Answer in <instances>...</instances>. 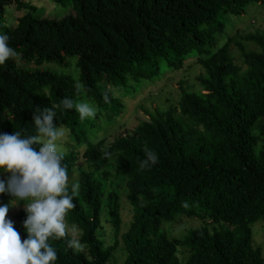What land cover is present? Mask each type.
Wrapping results in <instances>:
<instances>
[{"label":"trees","instance_id":"obj_1","mask_svg":"<svg viewBox=\"0 0 264 264\" xmlns=\"http://www.w3.org/2000/svg\"><path fill=\"white\" fill-rule=\"evenodd\" d=\"M53 1L62 12L0 0V20L9 3L22 11L15 24L0 29L17 53L0 65V132L35 135L33 112L56 105L68 172L77 159L92 166L80 167L76 206L66 216L78 225L82 250L68 246L70 234L50 239L54 264L109 259L114 243L104 244L97 229L105 208L115 236L120 230L119 191L106 185L114 170L125 178L132 212L121 232L122 264H182L179 246L189 251L184 264H264L252 238V224L264 219V32L236 31L221 42L214 36L226 14L264 0ZM70 56L76 57L77 78L67 69ZM189 57L202 66L195 76L200 88L179 83L177 108L156 109L111 138L93 135V125L122 107L128 88ZM78 82L97 109L94 119L81 121L61 106L65 97L86 99L77 94ZM146 148L158 161L141 168ZM7 200L0 195L1 204ZM181 214L204 221L168 236L162 224ZM26 215L24 208L15 213L22 240Z\"/></svg>","mask_w":264,"mask_h":264},{"label":"clouds","instance_id":"obj_2","mask_svg":"<svg viewBox=\"0 0 264 264\" xmlns=\"http://www.w3.org/2000/svg\"><path fill=\"white\" fill-rule=\"evenodd\" d=\"M9 39L6 34L0 35V65L17 56L9 46ZM75 87L77 94L84 91L79 83ZM104 99L108 102L107 95ZM61 106L74 109L81 121L94 119L97 113L96 107L86 99L74 101L65 97ZM55 107L38 106L33 112L35 135L0 132V172L9 174L6 181L0 180V195L7 193L14 197L13 206L23 201L27 213L23 221L27 239L22 240L14 221L8 218L9 204H0V264H54L57 252L48 241L69 236L66 216L76 206L73 201L79 195L80 185L69 184L65 153L60 146L65 130L62 124L59 127L54 124ZM145 157L141 168L158 161L156 154L147 148ZM72 231L75 233V226ZM68 246L82 250L75 235Z\"/></svg>","mask_w":264,"mask_h":264},{"label":"rangeland","instance_id":"obj_3","mask_svg":"<svg viewBox=\"0 0 264 264\" xmlns=\"http://www.w3.org/2000/svg\"><path fill=\"white\" fill-rule=\"evenodd\" d=\"M28 2L36 8L42 7L45 13L56 14L62 12L55 4L62 8L58 3L53 0H28ZM26 9L24 8L23 11ZM22 13L20 10H15L11 3L4 7V16L0 20V29L5 26H11L16 23L17 15ZM223 27L215 32L214 36L220 42L227 34H232L236 31L247 32L258 30L264 32V2H249L244 6L242 12L238 14H226L224 17ZM70 61L67 69L78 77L79 71L74 65L75 56L68 57ZM51 66V64H47ZM52 67V66H51ZM202 71V66L197 62L195 57L186 58L183 65L178 68H166L160 72L158 76L146 78L133 87L128 88L122 95L121 88H112L115 94L121 95L122 107L116 112V114L110 120L100 121L93 125L91 131L94 132V136L107 135L111 138L114 134L124 131L134 126L138 121L146 119L149 114L153 113L156 109H167L170 106L176 107V101L179 95V83L184 87L199 89L200 86L195 79V76ZM80 84V82H78ZM80 96L89 100L85 92H81ZM78 101V97L76 100ZM90 103V102H89ZM178 110L176 109L175 112ZM97 138V137H96ZM64 141V140H63ZM62 143V142H60ZM65 143V142H64ZM80 167L92 168V166L82 159L76 160V165L68 172L69 183H76L78 181V172ZM9 174L0 172V180H7ZM106 185L111 188H116L119 191L120 199V213H121V225L119 233L115 236L112 223L109 221L106 209L102 208V214L100 218V224L97 229L99 237L104 241V244L109 245L114 243V249L112 250L109 259L105 264H122L126 255V248L123 243L121 232L126 230L131 220L132 212L131 205L127 199V189L125 187V178L120 175L119 172L114 170L113 174L106 180ZM7 196V202L9 204L8 218L15 221V213L24 208V202H19L18 205L13 206L11 201L15 198L5 193ZM1 204V202H0ZM203 219L196 216H186L181 214L172 221H167L162 224L163 229L168 236H181L189 227L197 226L203 223ZM69 234L78 239L80 231L78 225L67 221ZM73 226H75V233H73ZM252 238L255 245H259L264 256V219H257L252 224ZM82 245V243H81ZM83 247V245H82ZM189 251L186 247H177V255L180 262L184 264Z\"/></svg>","mask_w":264,"mask_h":264}]
</instances>
